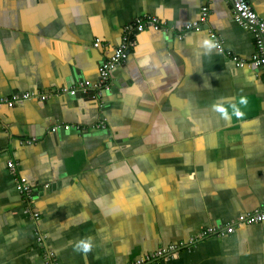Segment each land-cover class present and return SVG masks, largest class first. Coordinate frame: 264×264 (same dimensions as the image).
Returning a JSON list of instances; mask_svg holds the SVG:
<instances>
[{
    "label": "crops",
    "instance_id": "1",
    "mask_svg": "<svg viewBox=\"0 0 264 264\" xmlns=\"http://www.w3.org/2000/svg\"><path fill=\"white\" fill-rule=\"evenodd\" d=\"M248 2L264 19V0ZM205 5L207 22L185 30ZM143 16L165 27L134 37L108 89L58 92L97 81L124 25ZM258 54L230 0H0V264H128L261 209ZM13 92L33 96L2 101ZM160 261L264 264V218Z\"/></svg>",
    "mask_w": 264,
    "mask_h": 264
},
{
    "label": "built area",
    "instance_id": "2",
    "mask_svg": "<svg viewBox=\"0 0 264 264\" xmlns=\"http://www.w3.org/2000/svg\"><path fill=\"white\" fill-rule=\"evenodd\" d=\"M233 11V18L245 25L247 28L251 29L254 36L256 45L258 47L259 54L254 57L253 63L261 67L264 71V19L261 18L257 12L252 8L248 0H230ZM208 7L205 5L201 8L199 17L197 20L185 25V30L196 28L202 23H206L208 19ZM147 27H152L154 29L164 28V22L160 21L157 17L153 16H143L135 19L128 24H125L122 30L121 39L118 45L113 49L112 53L100 64L99 66V79L95 82L83 81L77 87H66L60 88V91H65L71 94L80 91L84 94L90 93V96H96L97 93H103L105 89L109 87V80L111 76V71L124 62L128 56L129 49L134 44V37ZM210 39L212 40L216 49L220 52L224 51L222 41L219 37L210 31ZM94 45H98L95 42ZM231 59L238 65H243L244 60L238 58L235 55H230ZM92 91V92H90ZM33 96L31 92H13L10 95L3 97L2 101L7 104H13L15 102H22L23 100ZM41 97H44L42 95ZM102 121L97 123L95 127H103ZM54 129V127L52 128ZM11 168H14V163L12 161L8 162ZM16 187L19 193L22 195L26 202V209L29 210L33 217L37 219L39 217V212L36 211L32 206L31 202L33 200V189L26 181L25 177H19L16 181ZM30 207L32 208L30 210ZM264 218V205L261 209L249 212L244 217L236 222L226 223L220 227L207 225L200 229L199 233L195 237H190L187 241L180 240L176 243H170L156 250L155 252L139 257L128 264H159L161 263L160 258H168L173 256L180 248L188 247L194 241L199 238H205L209 235H225L226 233L232 232L235 229L237 223L241 222H258ZM48 255H52L50 252Z\"/></svg>",
    "mask_w": 264,
    "mask_h": 264
},
{
    "label": "trees",
    "instance_id": "3",
    "mask_svg": "<svg viewBox=\"0 0 264 264\" xmlns=\"http://www.w3.org/2000/svg\"><path fill=\"white\" fill-rule=\"evenodd\" d=\"M227 234V233H226Z\"/></svg>",
    "mask_w": 264,
    "mask_h": 264
}]
</instances>
